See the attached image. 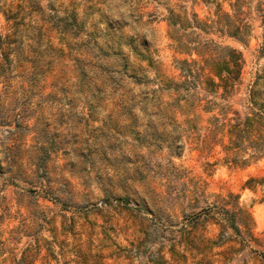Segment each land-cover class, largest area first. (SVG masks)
Masks as SVG:
<instances>
[{"label": "rangeland", "instance_id": "obj_1", "mask_svg": "<svg viewBox=\"0 0 264 264\" xmlns=\"http://www.w3.org/2000/svg\"><path fill=\"white\" fill-rule=\"evenodd\" d=\"M235 1L0 0V264H264V158L226 162L264 117V0ZM170 11L250 27L204 36L242 55L233 88L174 92L203 63Z\"/></svg>", "mask_w": 264, "mask_h": 264}, {"label": "trees", "instance_id": "obj_2", "mask_svg": "<svg viewBox=\"0 0 264 264\" xmlns=\"http://www.w3.org/2000/svg\"><path fill=\"white\" fill-rule=\"evenodd\" d=\"M240 3V0H236L232 4L231 7L234 11H239L241 7ZM262 14L264 15L263 11ZM166 21L170 30V38L175 42L176 49L187 54H196L202 58L203 63V67L198 68L200 72H194L191 68L197 65L195 61L191 63L185 60L177 61L176 64L181 71L184 81L176 85L174 92L179 94V89L182 86L185 87V91H188L191 86L198 84V78L202 76L201 72L205 68H209L212 75L206 76L204 80V83L209 88L212 90L233 88L239 80L244 65L242 55L234 49L217 45L204 36L214 32L219 33L221 36H229L241 40L242 37L249 36L250 27L242 20H232L227 14H222L214 24H207L199 21L196 15H192L191 19H189L186 15L182 17L170 11ZM206 53H209L207 57H205ZM211 54L215 56L213 57ZM257 126L264 127V117L261 115L254 114L253 117L245 118L243 121L239 117L234 119V124L229 129L231 138L227 151L239 150L244 152L249 149L252 151V155L248 158L234 155L231 158H227L226 162L234 166L244 167L250 162L264 158V136L260 134ZM253 132H256L258 135L256 138L251 139ZM245 143H247L246 146H244ZM262 183H264L262 178H250L245 183V186L249 189H255V184ZM228 197L235 198L236 196L230 194ZM224 212L226 225L239 234L240 230L235 226V220L236 215L242 211L238 209L237 211L230 212L224 209ZM250 238H252L251 234ZM94 257L99 258L98 255Z\"/></svg>", "mask_w": 264, "mask_h": 264}]
</instances>
